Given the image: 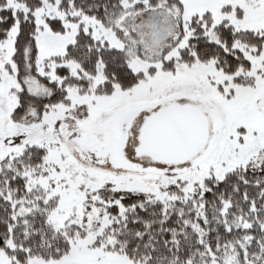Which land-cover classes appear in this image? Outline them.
Wrapping results in <instances>:
<instances>
[{
  "label": "snow or ice",
  "instance_id": "obj_1",
  "mask_svg": "<svg viewBox=\"0 0 264 264\" xmlns=\"http://www.w3.org/2000/svg\"><path fill=\"white\" fill-rule=\"evenodd\" d=\"M0 264H264V0H0Z\"/></svg>",
  "mask_w": 264,
  "mask_h": 264
}]
</instances>
